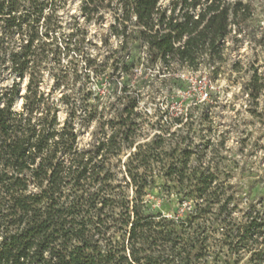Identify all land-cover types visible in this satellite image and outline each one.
<instances>
[{
  "label": "trees",
  "instance_id": "1",
  "mask_svg": "<svg viewBox=\"0 0 264 264\" xmlns=\"http://www.w3.org/2000/svg\"><path fill=\"white\" fill-rule=\"evenodd\" d=\"M66 2L0 0V264H236L246 254L264 264V200L239 218L222 174L184 146L189 131L139 143V100L127 95L126 82L111 101L119 83L104 98L86 85L75 89L72 80L74 90L59 99L67 108L60 120L53 95L71 85L53 45ZM79 11L87 23L110 17L114 36L145 48L143 66L161 65L179 88L182 71L206 69L217 79L232 29L242 35L254 15L250 0H80ZM139 65L123 58L112 75L130 78ZM46 71L55 83L49 92L42 88ZM261 80L254 70L244 85L254 102ZM158 179L176 184L172 214L156 208L171 203V188L153 193Z\"/></svg>",
  "mask_w": 264,
  "mask_h": 264
},
{
  "label": "rangeland",
  "instance_id": "2",
  "mask_svg": "<svg viewBox=\"0 0 264 264\" xmlns=\"http://www.w3.org/2000/svg\"><path fill=\"white\" fill-rule=\"evenodd\" d=\"M171 1L161 0V4L168 6ZM250 2L253 18L247 22L242 35H236L235 27L232 29L226 42L228 55L218 78L213 79L206 69L197 74L182 71L180 77L186 84L179 88L175 80L169 78V74L163 75L167 72L162 71L161 65L156 68L143 66L145 48L140 47L137 39L114 36L109 29L112 21L110 17L104 22L87 23L80 15V0H67L57 13L61 23L60 29L54 34L53 45L59 53L61 65L69 72L71 85L70 89L62 87L53 95L60 106V120L66 119L67 108L59 99L64 93L71 92L72 80L76 81L75 89L86 85L93 97L101 94L104 98L110 92V84L119 83L111 101L121 94L126 82L127 95L139 100L137 112L141 117L138 122L145 136L140 137L138 142L147 141L146 135L151 137L168 130L174 132L182 128L183 133L189 131L188 136L184 134L187 136L184 146L187 145L200 155L204 164L222 174L229 192L234 196V204L240 211L238 217L241 218L242 213L264 200V89L256 102L244 90L254 70L262 79L260 82H264V0ZM128 57L136 62L140 59L136 75L124 80L117 73L112 75L116 66L121 68L123 58ZM234 68L241 72H236ZM27 80L22 83L23 93ZM11 82L9 80L7 84ZM54 84L46 71L42 88L49 92ZM21 105L22 100L17 102L16 108L20 109ZM114 111L115 107L107 116H113ZM181 116H184V122L178 125L176 119ZM96 128L97 122L90 124L80 138L82 146L91 140ZM176 143L177 138L173 141V144ZM121 158L124 162L126 155ZM191 162L198 163L195 156ZM161 187L164 190L171 188L168 198L171 203L166 207H156L159 203L157 198L154 206L166 215L172 214L177 201L176 192L172 191L176 184L165 185L164 180L158 179V189L153 193L158 194ZM234 261L232 258L229 264H234ZM208 264L226 263L223 259L210 260ZM236 264L252 263L246 254Z\"/></svg>",
  "mask_w": 264,
  "mask_h": 264
}]
</instances>
